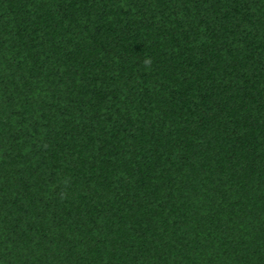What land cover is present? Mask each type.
I'll return each mask as SVG.
<instances>
[{
  "label": "trees",
  "instance_id": "obj_1",
  "mask_svg": "<svg viewBox=\"0 0 264 264\" xmlns=\"http://www.w3.org/2000/svg\"><path fill=\"white\" fill-rule=\"evenodd\" d=\"M0 264H264V0H0Z\"/></svg>",
  "mask_w": 264,
  "mask_h": 264
}]
</instances>
